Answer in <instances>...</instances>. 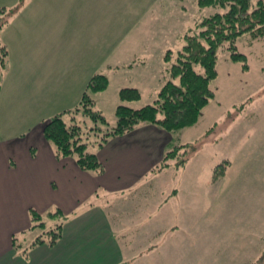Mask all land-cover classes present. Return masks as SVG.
<instances>
[{
    "label": "crops",
    "instance_id": "1",
    "mask_svg": "<svg viewBox=\"0 0 264 264\" xmlns=\"http://www.w3.org/2000/svg\"><path fill=\"white\" fill-rule=\"evenodd\" d=\"M128 2L35 0L33 12L25 14L22 24L37 25L41 31L26 27L23 36L18 32V39L12 33L16 52L6 49L5 62L0 64V264H156L160 259L179 264L178 257L172 255L176 260H171V253L177 250L175 240L169 242L175 237L172 228L184 218L183 197L191 196V187H205V182L203 187L180 176L185 163L177 166L168 160L167 165H160L172 145L189 143L180 137L184 128L169 132L139 122L128 131L110 135L92 148L103 164L101 172L81 169L74 156L57 157L54 144L42 131L47 118L78 104L89 78L96 73L105 74L108 85L91 94L93 104L110 87L118 94L121 87L133 86L140 91V98L128 104L139 107L146 104L141 102L143 90L155 92L162 84V55V69L153 71L149 64L154 54L159 57L158 49L152 47L155 38H104L90 31L89 24H117L131 17L121 15L126 11L112 16L107 13L113 7L126 9ZM5 4L0 0V5ZM133 15L134 24H155L162 19L159 14ZM95 45L103 47L99 58L93 53ZM126 46L139 52L133 58L136 62L127 60ZM133 67L135 72L126 75ZM149 72L152 79L146 83ZM115 99L119 102L114 98L110 108ZM213 141L218 143V137ZM221 163L222 172L216 178L213 168L206 169L214 184L233 177L227 176L230 160L223 158ZM187 188L179 200V191ZM124 192L130 200L122 205L116 195ZM201 204L205 211V203ZM253 206L256 213L242 221H253L256 227L242 228L249 249L263 253L264 210ZM30 208L42 214L61 210L66 218L54 244H35L23 255L13 246L12 237L31 241L27 235L32 225ZM188 235L191 240L195 234ZM144 248L151 251L139 256Z\"/></svg>",
    "mask_w": 264,
    "mask_h": 264
},
{
    "label": "rangeland",
    "instance_id": "2",
    "mask_svg": "<svg viewBox=\"0 0 264 264\" xmlns=\"http://www.w3.org/2000/svg\"><path fill=\"white\" fill-rule=\"evenodd\" d=\"M3 1L6 4L0 6L11 9L6 12L0 9V53L3 52L1 48L3 44L7 50L14 54L16 49L10 39L13 32L16 33L15 38L18 39L21 38L18 32L23 36V30L26 27L41 31L37 25L22 24L25 14L33 12L35 0H15V3H13L14 0ZM113 8L107 11L109 16L126 11L121 15L131 17L123 18L117 24H89L90 31H94L96 37L105 36L104 38L116 36H125L128 39L134 36L155 38L156 44L154 43L152 47L158 49L159 57L158 54H154L149 61L155 71L159 67L163 68L164 63L161 60V55L163 57L167 50L176 52L181 48L184 33L193 31L196 21L215 11L222 12L227 7H200L197 0H129L126 9ZM133 13L143 18L149 14L152 17H157L159 14L162 19L155 24H134ZM144 20L142 19L141 22L143 23ZM235 45L236 49L244 54L245 60L233 59L230 50L223 46L217 50V74L210 81V88L214 95L204 105L197 120L192 125L185 127L183 135L180 136L189 141V143L180 141L183 144H189L188 147H184L187 149L184 156V166L186 167L182 169L180 176L197 182L201 186L205 182V187L200 189L191 187L190 197L183 195L184 191L189 188L180 190L177 196L179 200L184 196L185 209L181 215L184 218L172 228L175 237H171L169 242L175 240L177 250L171 253V260H176V258H172V255L178 257V260L181 261L179 264H241L247 259L253 260L249 264H255L254 260L262 253L257 251L258 248L249 249V241L244 234L245 229L242 228L245 225L256 227L255 222L242 221V219L248 214L256 213L253 203L257 205L255 209L262 208L264 210V34L252 37L249 33L244 32L237 36ZM94 48L96 49L93 53L95 57L99 58L103 53V47L95 45ZM126 54L127 60H130L139 52L133 47L126 46ZM131 61L136 62V59ZM135 68L126 71V75L128 72L132 75L135 71L131 70H136ZM150 72L144 78L146 83L152 79ZM118 78L120 81L123 79L121 75ZM161 85L155 92L144 89L141 102L152 103ZM112 89L113 87H110L105 93H99L101 96L97 100L95 98L97 94L94 95L96 103L93 104V108L103 114L106 124L99 122V129L91 130L90 133H86L87 127L84 129L82 141L86 142L90 151L97 144H103L110 135H113L110 134L106 137L108 128L116 124L115 109L119 103L118 99H115L116 104L110 108L112 100L119 98ZM69 119L70 115L64 114V120L67 123L71 122ZM77 120L80 124L84 120L87 126L92 124L91 119L84 115H78ZM104 137H106L105 141L99 143ZM215 137H218V143L213 141ZM181 151H183V147L177 152V155L171 157L173 163L182 157ZM223 158L230 160V169L228 170L230 173L228 172L227 176L229 174L234 178L219 181L215 185L214 180L207 178L206 169L221 163ZM236 173L241 174L235 177ZM254 192L261 193L251 196ZM116 196L117 201L122 205L127 204L130 200L126 192ZM130 197H134L133 193ZM199 203H205V211L202 210V204L199 209ZM216 215L217 219H215ZM55 220L46 216L43 219L46 227L54 225L60 219L58 218L57 222ZM41 231L40 227H35L30 229L27 235L32 240ZM188 234L195 235L190 240ZM161 239L159 237L160 241ZM186 242H189L190 245L188 246ZM150 251L144 248L137 254L146 255ZM183 259H189L190 262H184ZM156 264L167 263L160 259ZM259 264H264V260Z\"/></svg>",
    "mask_w": 264,
    "mask_h": 264
},
{
    "label": "trees",
    "instance_id": "3",
    "mask_svg": "<svg viewBox=\"0 0 264 264\" xmlns=\"http://www.w3.org/2000/svg\"><path fill=\"white\" fill-rule=\"evenodd\" d=\"M200 7L221 6L226 10L215 11L195 22L193 31L185 32L183 45L176 52L167 50L163 55L165 63V79L158 90L152 103H146L139 107H133L128 101L140 98V91L133 86L121 87L118 91L119 103L115 109L116 124L108 128L106 137L110 134H118L131 129L139 122L156 124L163 129L173 132L192 125L200 115L204 105L214 95L210 88V81L216 77L217 50L225 47L230 50L235 60H245L244 54L236 49L235 40L238 35L246 32L252 37L264 34V0H197ZM3 12L6 7H0ZM0 64H4L6 47L1 45ZM108 84V78L103 73L91 76L81 94L78 104L71 109L55 113L47 118L42 127L44 136L55 147L56 156L64 158L74 156L77 165L84 170L101 172L103 164L97 155L88 150L85 141H82L84 129L86 133L99 129V122L106 124V119L100 111L93 108L91 94L104 89ZM70 115V123L64 120V114ZM78 115H84L91 119L90 126L85 125L84 120L80 124ZM104 137L99 143L105 141ZM189 144H174L167 150L160 165H167L171 157L180 154L182 157L175 165H183L184 156ZM223 163L213 167V178L221 175ZM32 225L41 228L30 242L12 237L15 248H20L23 255L28 249L39 243L54 244L61 236L63 222L66 215L61 210L48 211L42 214L34 208L29 209ZM44 216L55 220L54 225L45 226ZM264 260V251L255 264Z\"/></svg>",
    "mask_w": 264,
    "mask_h": 264
}]
</instances>
